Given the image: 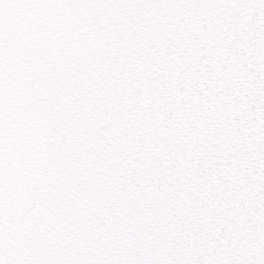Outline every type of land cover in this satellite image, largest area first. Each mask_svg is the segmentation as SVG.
Returning <instances> with one entry per match:
<instances>
[{"label": "snow or ice", "instance_id": "6c2138e0", "mask_svg": "<svg viewBox=\"0 0 264 264\" xmlns=\"http://www.w3.org/2000/svg\"><path fill=\"white\" fill-rule=\"evenodd\" d=\"M0 264H264V0H0Z\"/></svg>", "mask_w": 264, "mask_h": 264}]
</instances>
